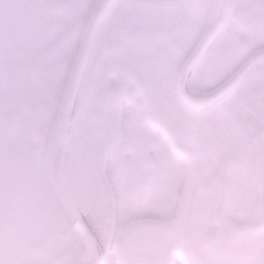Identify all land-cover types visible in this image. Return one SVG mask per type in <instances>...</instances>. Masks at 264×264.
<instances>
[{"label":"flooded vegetation","instance_id":"obj_1","mask_svg":"<svg viewBox=\"0 0 264 264\" xmlns=\"http://www.w3.org/2000/svg\"><path fill=\"white\" fill-rule=\"evenodd\" d=\"M96 1L0 0V118L10 116L7 125L14 129L0 131V264H81L82 253L87 264H122L117 240L133 227L136 215L112 214L108 189L116 186L124 203L121 189L150 184L144 177L149 165L145 133H160L166 145L169 139L173 145L186 146L190 156L175 159L190 161L193 175L194 139L177 126L184 113L190 119L201 113L210 121L215 116L230 121L231 131L238 132L235 140L252 137L263 120L262 72L243 77L228 96L205 110L186 106L179 95L178 78L202 33L199 14L208 12L210 18V0H115L82 71L64 148L65 180L83 211L78 217L88 228L85 236L58 204L45 164L54 121ZM262 48L264 0H233L224 33L198 61L190 81L213 90ZM124 65L138 74L143 90L125 78ZM117 85H124L123 100L108 107L105 91ZM246 123L253 127H237ZM75 127L82 130L83 146L93 148L97 199L104 212H87L83 209L87 194L76 196L70 188ZM222 156L224 164L229 157ZM210 158L215 171L222 160L211 151ZM54 167L56 172L55 162ZM250 187L248 197L246 184L233 187L229 182L228 220L243 224L258 220L259 185L254 181ZM218 203V181L213 178L208 201L197 194L180 200L171 216L160 214L177 240L169 264H264V232L233 242L229 233L222 241L212 237L207 245L206 236L220 230L215 224Z\"/></svg>","mask_w":264,"mask_h":264},{"label":"rangeland","instance_id":"obj_2","mask_svg":"<svg viewBox=\"0 0 264 264\" xmlns=\"http://www.w3.org/2000/svg\"><path fill=\"white\" fill-rule=\"evenodd\" d=\"M215 3L216 0H210L211 7H213ZM201 26L200 23L199 29H201ZM262 74H264V72ZM262 80H264V76ZM193 85L199 87L198 85ZM260 101L261 110L263 111L262 114L264 116L263 94L260 96ZM194 116L193 119L186 118L184 113L183 121H178L177 126L186 129L194 139L192 147L196 151L197 160L193 162L192 168H195L197 173L195 172L192 175L191 169L189 168L190 161H184L185 164H182V161H177L171 155L168 145H166V141L160 136V133L158 134L150 130L149 122L145 121V130H150V132L145 133V144H147V146L149 145L147 153V155H149V165L146 163V168L148 169L150 184H148L149 187L146 189L140 188L134 190L131 187L124 188V203L119 200V207L118 209L115 207V211L119 213H131V211L134 210L136 216L140 215L137 217L139 219L142 217L152 218L153 216H157V214L171 216L176 208L174 204L175 201L177 202L179 198L183 200L187 196L188 199L195 198L198 193L197 188H204L203 193L198 195V197L201 201H208L210 199V181L213 180V178H217L218 173L217 170L213 171V167L210 166V151L214 153L218 160L223 159L222 155L225 151V157H229L226 163H228L229 180L232 186H238L239 183L246 184L249 188L247 189V196L250 197L252 194L250 186L256 180V145L253 142V138L257 137L259 139L264 157V121H262L260 130L257 128L252 132V134L256 133L252 137L245 139L247 137L244 136L241 137L242 139L235 140V135L238 134V132L231 131V126L229 125L230 121L227 122L226 119H217L216 116L214 118L215 121H210V116L201 113L194 114ZM210 122L212 125H210ZM240 126L246 129L253 127L250 123H246V125H237L238 128ZM74 131L75 134L78 132V134L72 138V143L75 145L76 149L75 153L71 155L68 175L71 183L70 188L74 194L79 197H84L87 193L97 191V185L95 184L99 182H97L95 178L96 167L92 156H90L93 148L88 146L87 149L86 146H83L85 140H83L82 143L83 133L81 129L76 128ZM94 134L95 133L90 135ZM93 140L95 141L94 137ZM140 144L142 145V143ZM95 159L94 157V160ZM206 161H208V164ZM200 162L202 163L200 164ZM181 165H183V167L186 166V171H184ZM186 174L188 175L186 176ZM192 180L195 181L193 182ZM133 195L137 197L136 200ZM91 200H93L92 196ZM75 203L77 202L75 201ZM123 204H126L127 207L125 205L123 206ZM252 206L251 204L250 207Z\"/></svg>","mask_w":264,"mask_h":264},{"label":"water","instance_id":"obj_3","mask_svg":"<svg viewBox=\"0 0 264 264\" xmlns=\"http://www.w3.org/2000/svg\"><path fill=\"white\" fill-rule=\"evenodd\" d=\"M113 0H98L94 6V10L91 16V20L87 26L85 33L84 42L79 53V57L74 66V70L68 85V89L65 93L57 120L55 122L51 142L47 154V167L50 182L53 191L58 199V202L62 206L63 210L70 215L73 220L80 226L85 236H89L88 228L86 223L82 221L78 216L77 212L68 202L62 188L55 179L53 173V164L57 157L60 155L62 146L66 139L68 132L74 103L78 92V80L80 72L84 62L85 52L91 47L93 38L98 32V29L102 23L103 15L105 11L102 8H108L112 4ZM232 0H221L218 7L215 8L213 15L207 25L205 32L197 45L194 52L191 54L189 59L184 65L183 72L179 81V92L184 102L195 109H202L215 104L220 100L226 93H228L232 87V84L236 82L239 76L247 69L250 64H255L256 59L264 55V49L255 52V54L248 61L247 65H244L238 74L234 75L229 82H226L216 90L209 92L203 96H196L189 93L184 85V81L194 66L195 62L204 54L209 46L212 45L214 40L224 29L231 12ZM96 20V21H94ZM107 93V92H106ZM105 93V94H106ZM7 118L0 119V124ZM4 127H1L2 130ZM258 158L256 160L258 181L261 191L260 199V218L255 224L239 225L236 223L229 222L225 219V211L228 200V178L224 176L225 168L221 173L219 179V192H220V203L219 210L216 216V224L222 227V231L234 230L238 231L235 235L244 236L247 233L259 234L264 230V166L261 155V148L258 147ZM124 249L120 252L124 264H129L128 252H127V239L129 240L130 255L132 264V254L134 264H166L168 255L171 253V249L174 246L173 235L165 228L160 221L157 220H144L143 222L134 226L133 229L128 230L123 235ZM219 236H224L223 233ZM208 240V237H207Z\"/></svg>","mask_w":264,"mask_h":264},{"label":"bare ground","instance_id":"obj_4","mask_svg":"<svg viewBox=\"0 0 264 264\" xmlns=\"http://www.w3.org/2000/svg\"><path fill=\"white\" fill-rule=\"evenodd\" d=\"M221 0H217V7L219 5ZM258 72H264V58H259L258 61L255 63V65L253 67H251V69L248 71L247 73V76L251 75V74H255V73H258ZM186 87H187V90L194 94V95H201L204 93V90L199 88V87H195L190 81H187L186 83ZM60 183H61V186L63 187L64 189V192L66 193L67 197L70 199V201L72 202V204L74 205V207L76 208V210L78 212H80L78 210V208L75 206V204L73 203L70 195H69V192H68V187L66 185L63 184V181L62 179H60ZM80 262L81 264H87V255L86 253H82V255L80 256Z\"/></svg>","mask_w":264,"mask_h":264}]
</instances>
